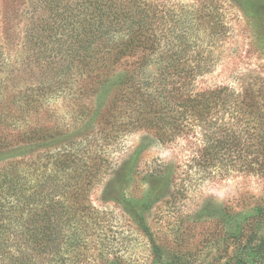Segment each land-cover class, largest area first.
I'll return each mask as SVG.
<instances>
[{"label": "rangeland", "instance_id": "rangeland-1", "mask_svg": "<svg viewBox=\"0 0 264 264\" xmlns=\"http://www.w3.org/2000/svg\"><path fill=\"white\" fill-rule=\"evenodd\" d=\"M122 9L144 22L120 57ZM162 57L184 96L243 86L247 115L146 126ZM260 128L264 0H0V264L51 208L60 240L45 264H264ZM24 184L30 211L14 198Z\"/></svg>", "mask_w": 264, "mask_h": 264}, {"label": "trees", "instance_id": "trees-1", "mask_svg": "<svg viewBox=\"0 0 264 264\" xmlns=\"http://www.w3.org/2000/svg\"><path fill=\"white\" fill-rule=\"evenodd\" d=\"M112 8V7H111ZM131 13L122 9L117 13H114L113 18H110V32L115 34L116 32H124L127 35L122 36L118 41L116 37L110 38V51H114L118 48L117 44L121 45V49L116 53L120 57L128 52V48L136 40L137 35L143 25L144 16L139 12L133 19ZM140 27V28H139ZM139 28V29H138ZM119 57V58H120ZM118 57H115V60ZM160 63H157V78L154 79L158 86L153 90V95L150 94L147 99L142 102L145 117L143 121L146 126H178L180 121L183 120V115L190 113L191 115L201 116L203 114H209L214 107H220V110L227 111V108L236 109L241 115H247L245 110L251 105V98L249 96L247 100L241 96L244 95L243 86L240 89H236L230 86H221L210 91L199 93L196 96L183 95V86L169 87V78L171 74L177 76L178 67L169 60V58L162 57ZM207 66V65H206ZM203 67L197 65L196 69L202 73H209L212 68ZM126 77H133L132 72H127ZM181 85V84H180ZM186 87V86H185ZM188 90V89H185ZM177 100V103L175 101ZM175 104V105H174ZM156 118L158 122L152 123L153 119ZM155 128V127H154ZM258 132V133H257ZM257 137L260 140V148L264 152V129L260 128L257 131ZM220 138L218 145L211 147L210 153L213 151L221 152L227 150L229 140L232 138L231 135H225L218 137ZM217 144V143H216ZM17 190L16 197L18 202L23 204V210H29V205L33 202L34 196L30 193L29 184H24L23 187L18 189L17 186H12ZM42 187V186H41ZM22 190V191H21ZM25 194H24V193ZM30 211V210H29ZM24 224L23 236H28V239H22L20 242L23 251L16 257H11V264H45L47 252L49 249H58V240H60V215L56 208H51L49 211L42 210V213L35 214L33 220L30 223V215ZM249 224L253 220L249 221ZM32 230H31V227ZM246 226V223L244 224ZM49 248V249H48Z\"/></svg>", "mask_w": 264, "mask_h": 264}]
</instances>
